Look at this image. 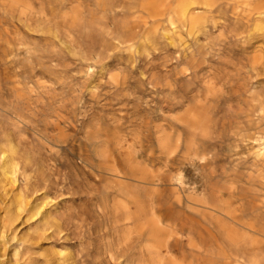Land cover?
<instances>
[{
  "label": "rangeland",
  "instance_id": "rangeland-1",
  "mask_svg": "<svg viewBox=\"0 0 264 264\" xmlns=\"http://www.w3.org/2000/svg\"><path fill=\"white\" fill-rule=\"evenodd\" d=\"M130 1H0V136L12 132L21 153L33 152L43 162L28 172L45 176L48 200L60 217L59 229L45 231L48 239L26 242L27 254L35 264H56L57 258L64 264H133L136 252L124 251L112 234L123 196L98 169L113 158L121 164L129 156L149 160L155 127L207 111L213 149L205 165L185 171L187 186H197V196L221 190L227 207L244 218L258 203L260 233L249 251L234 252L220 222L190 211L187 222L174 224L178 232L169 238L166 259L264 264V175L252 163L255 141L236 145L225 137L236 122L253 125L249 109L264 98V64L258 59L264 50L254 49L264 43V26L236 15L235 0H214L191 34L148 36L134 47L106 51L103 63L81 62L78 54L97 51L103 37L111 39L129 17ZM194 175L204 187L191 182ZM36 218L22 222L21 231L39 233L28 228Z\"/></svg>",
  "mask_w": 264,
  "mask_h": 264
},
{
  "label": "bare ground",
  "instance_id": "bare-ground-1",
  "mask_svg": "<svg viewBox=\"0 0 264 264\" xmlns=\"http://www.w3.org/2000/svg\"><path fill=\"white\" fill-rule=\"evenodd\" d=\"M213 4L214 0L130 1L129 17L119 24L111 39L103 37L97 51L81 52L77 57L93 66L103 63L106 51L123 44L131 48L148 36L158 39L191 34L201 26ZM233 9L255 28L264 26V0H235ZM254 49L264 50V43L255 45ZM258 59L264 64L263 55ZM249 110V114L255 116L254 124L236 122L225 132V137L236 145L248 139L255 141L252 163L255 170L262 169L264 175V98ZM211 126V115L207 111L178 117L153 129V142L148 140L147 144L153 152L149 160L135 161L129 156L121 164L113 158L109 159V166L98 169L112 177L117 192L123 196L114 211L112 234L117 243L124 246V251L136 252L133 264H180L177 258L166 259L172 252L168 241L178 232L174 224L182 226L187 222L190 211L208 213L220 222V234L234 252L245 253L251 249L255 235L260 233L255 224L258 203H252L244 214L249 217L244 218L227 207L221 190L204 191L197 196L194 194L197 186H187L188 181L184 179L185 171L205 165L206 155L213 149ZM1 141L6 144L3 146ZM17 144L12 132L0 136V264H35L27 254L26 242L39 236L48 239L50 235L45 231L52 227L59 229L60 217L48 200L45 176L36 177L28 172L39 170L43 162L33 152L21 153ZM158 165L165 173L157 172ZM198 181H202L200 186H205L202 178L194 175L191 182ZM158 200L163 203H156ZM34 216L37 218L28 228L39 233L31 237L19 226ZM7 249L10 255L4 261L2 257ZM55 263L64 264L59 258Z\"/></svg>",
  "mask_w": 264,
  "mask_h": 264
}]
</instances>
